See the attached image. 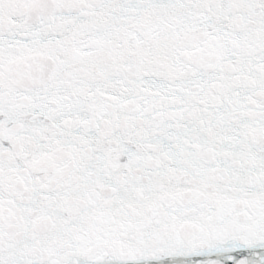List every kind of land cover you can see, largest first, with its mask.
<instances>
[{"label":"snow or ice","instance_id":"6c2138e0","mask_svg":"<svg viewBox=\"0 0 264 264\" xmlns=\"http://www.w3.org/2000/svg\"><path fill=\"white\" fill-rule=\"evenodd\" d=\"M0 264H264V0H0Z\"/></svg>","mask_w":264,"mask_h":264}]
</instances>
